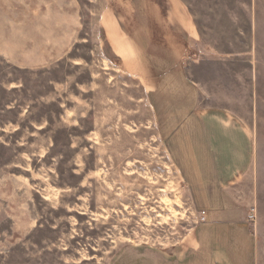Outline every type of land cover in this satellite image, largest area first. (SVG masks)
I'll use <instances>...</instances> for the list:
<instances>
[{
    "label": "rangeland",
    "instance_id": "rangeland-1",
    "mask_svg": "<svg viewBox=\"0 0 264 264\" xmlns=\"http://www.w3.org/2000/svg\"><path fill=\"white\" fill-rule=\"evenodd\" d=\"M169 63L196 114L252 131L264 264V0H0V264H108L201 222L146 90Z\"/></svg>",
    "mask_w": 264,
    "mask_h": 264
},
{
    "label": "crops",
    "instance_id": "crops-1",
    "mask_svg": "<svg viewBox=\"0 0 264 264\" xmlns=\"http://www.w3.org/2000/svg\"><path fill=\"white\" fill-rule=\"evenodd\" d=\"M148 81L166 151L205 219L170 250L127 244L108 264H259L247 220L257 190L251 129L235 117L196 114L197 83L176 65Z\"/></svg>",
    "mask_w": 264,
    "mask_h": 264
},
{
    "label": "built area",
    "instance_id": "built-area-1",
    "mask_svg": "<svg viewBox=\"0 0 264 264\" xmlns=\"http://www.w3.org/2000/svg\"><path fill=\"white\" fill-rule=\"evenodd\" d=\"M200 219H201V221H204V219H205V214H204L203 211L201 212V217H200ZM247 220H248L250 223L255 222V220H256V212H255L254 209L252 210V212H251L250 214H248V216H247Z\"/></svg>",
    "mask_w": 264,
    "mask_h": 264
}]
</instances>
